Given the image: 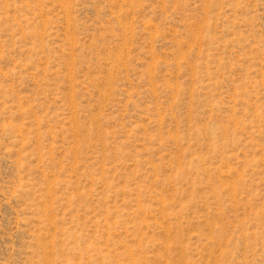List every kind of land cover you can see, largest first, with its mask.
Wrapping results in <instances>:
<instances>
[{"label":"rangeland","instance_id":"1","mask_svg":"<svg viewBox=\"0 0 264 264\" xmlns=\"http://www.w3.org/2000/svg\"><path fill=\"white\" fill-rule=\"evenodd\" d=\"M0 264H264V0H0Z\"/></svg>","mask_w":264,"mask_h":264}]
</instances>
